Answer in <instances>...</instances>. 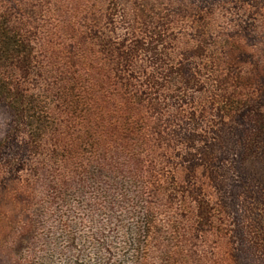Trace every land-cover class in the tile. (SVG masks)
<instances>
[{
  "label": "rangeland",
  "instance_id": "374dc122",
  "mask_svg": "<svg viewBox=\"0 0 264 264\" xmlns=\"http://www.w3.org/2000/svg\"><path fill=\"white\" fill-rule=\"evenodd\" d=\"M0 264H264V0H0Z\"/></svg>",
  "mask_w": 264,
  "mask_h": 264
},
{
  "label": "trees",
  "instance_id": "16d2710c",
  "mask_svg": "<svg viewBox=\"0 0 264 264\" xmlns=\"http://www.w3.org/2000/svg\"><path fill=\"white\" fill-rule=\"evenodd\" d=\"M7 37V36H6ZM8 38V37H7ZM12 40V38L9 39V42Z\"/></svg>",
  "mask_w": 264,
  "mask_h": 264
}]
</instances>
